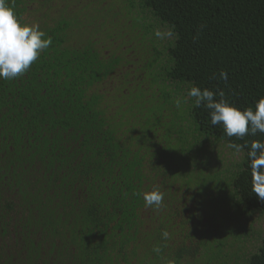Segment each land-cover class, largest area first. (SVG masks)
I'll return each instance as SVG.
<instances>
[{
    "label": "trees",
    "instance_id": "obj_1",
    "mask_svg": "<svg viewBox=\"0 0 264 264\" xmlns=\"http://www.w3.org/2000/svg\"><path fill=\"white\" fill-rule=\"evenodd\" d=\"M7 4L52 44L0 79V264H264L248 148L229 147L264 133L229 138L187 97L255 110L264 0Z\"/></svg>",
    "mask_w": 264,
    "mask_h": 264
},
{
    "label": "clouds",
    "instance_id": "obj_2",
    "mask_svg": "<svg viewBox=\"0 0 264 264\" xmlns=\"http://www.w3.org/2000/svg\"><path fill=\"white\" fill-rule=\"evenodd\" d=\"M155 35L161 37L162 33L157 30ZM51 44V37L47 36L38 24L22 23L14 9L8 6L7 0H0V79L13 80L24 75L38 60L41 52ZM219 77L227 81L228 75L221 71ZM217 96L219 100L215 99ZM187 97L193 99L195 107L206 108L211 124L213 126L222 124L224 133L229 138L236 136L242 139L249 134L255 136L258 132L264 133V97L256 102L255 110L249 107L243 111L230 104L222 90L214 92L193 85L187 91ZM177 107H180L179 101ZM229 147L236 152H240L242 147L248 148L251 190L261 202H264V142L255 140L250 145L230 143ZM142 197L147 207L159 209L163 204L164 193L153 189L142 193ZM161 235L165 240L169 238L167 231H163ZM160 251L159 246L153 248V252Z\"/></svg>",
    "mask_w": 264,
    "mask_h": 264
}]
</instances>
